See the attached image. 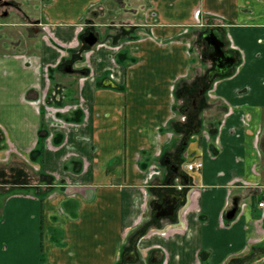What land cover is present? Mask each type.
Returning a JSON list of instances; mask_svg holds the SVG:
<instances>
[{"label":"crops","instance_id":"obj_1","mask_svg":"<svg viewBox=\"0 0 264 264\" xmlns=\"http://www.w3.org/2000/svg\"><path fill=\"white\" fill-rule=\"evenodd\" d=\"M40 7L50 43L0 51V264H264V0ZM210 23L237 64L192 94ZM67 59L78 73L50 82ZM163 190L161 213L184 197L171 217L151 206Z\"/></svg>","mask_w":264,"mask_h":264},{"label":"water","instance_id":"obj_2","mask_svg":"<svg viewBox=\"0 0 264 264\" xmlns=\"http://www.w3.org/2000/svg\"><path fill=\"white\" fill-rule=\"evenodd\" d=\"M202 39L209 48V52L205 58L214 65V69L210 70V72L207 75V79H206L207 82H212V80L216 76L218 77L228 76L230 74L231 69L237 64V59L235 57L234 52L225 50L226 44L224 41V35L222 29L213 26L210 23V26L203 34ZM83 41L89 47H91L98 42V39L97 36L93 33V31H90L89 34L83 38ZM66 72L71 73L70 66L69 68L66 69ZM204 90L205 88H202L199 94H202ZM173 170L179 178L184 179V185H187L188 176L182 173H178V166H175ZM169 195L171 196V200L168 203H167L168 200H166L165 202L167 203L166 212L160 213L159 215H156V217L173 216L179 204H181L184 200V197L181 195V193L178 196L176 195L172 196L171 193H169ZM237 203L238 201L234 200L233 208L226 214L227 219H232L234 217L237 211ZM130 255L134 259L135 255L134 254H130ZM128 261H132V260H128Z\"/></svg>","mask_w":264,"mask_h":264},{"label":"flooded vegetation","instance_id":"obj_3","mask_svg":"<svg viewBox=\"0 0 264 264\" xmlns=\"http://www.w3.org/2000/svg\"><path fill=\"white\" fill-rule=\"evenodd\" d=\"M26 1H27V3L30 2V1L31 2H36L38 5H39V2H41L40 0H26ZM40 9H41V7H40ZM12 11H14V14H12V15H15V13L18 14L19 17L22 19V22L21 23L20 22L7 23V24L5 23L4 24L5 27H7V26H13V27L14 26H22L25 34L28 35V37L31 36L32 38H35V39H37L39 37V34L41 33V31H43L44 34L46 35V37H43L42 33H41L40 38H43L44 40H47L50 43L51 35H50L49 31H48L49 24L44 23L39 18H36L30 12L28 13L23 8L22 3L20 1H17V0H0V17H1V19H8V18L13 19V16L12 15L10 16V14H11L10 12H12ZM88 34L89 33L86 32L82 37L84 38ZM47 35H49V36H47ZM7 39H8V41H7L6 45H8V46L15 45V43L13 44V43L10 42L13 39L12 40L9 39L8 36H7ZM17 40L19 41V42L17 41L19 43L17 45L23 44V42H22L23 38L22 37L18 38ZM34 45L29 47V49L34 48L33 47ZM225 50H226V46H225ZM226 51H228V50H226ZM208 52H209V49L207 48L206 51H205V54H204L205 56L204 57H206ZM69 66H70V69H71V74L72 73L73 74H77L78 73L79 70L74 68L73 59H67L66 61H63L62 63H60V66L58 67V69H56V71L49 70V74L48 75L51 77V76H53V74L55 72H60L61 74L65 73L66 69L69 68ZM213 69H214V65L212 64L210 66L209 70H213ZM209 72H207L206 75H208ZM206 79H207V77L205 78V82H203L204 85L208 83ZM202 88H205V86L201 85L199 88H197L196 92H193L192 94H197L198 95ZM164 198H165V190L160 191L159 194L157 195L156 199L151 203V206H153L152 208H153L154 214L155 213H161L163 211L160 208V205L162 203V200H164ZM156 255L151 256L149 258V261L154 262V260L157 259ZM122 260H123V262L124 261H128V260H133V257L129 254V255H126L125 257H123Z\"/></svg>","mask_w":264,"mask_h":264},{"label":"rangeland","instance_id":"obj_4","mask_svg":"<svg viewBox=\"0 0 264 264\" xmlns=\"http://www.w3.org/2000/svg\"><path fill=\"white\" fill-rule=\"evenodd\" d=\"M17 1H20L22 3L23 8L28 13L30 12L33 15L39 16L40 5H41L42 1H46V0H40L41 2H39V5L36 2H31V1L27 3L26 0H17ZM115 8L116 7H114V6L113 7H106V9H107L106 11L109 12V15H107V16L111 17L112 13L114 11H117V9L114 10ZM121 12L122 11H119L117 13H121ZM10 13H11L10 14V16H11L12 14H14V11H12ZM12 16H13V19H10V18L1 19V17H0V51H4L3 46H5L7 44V41H8L7 36H8L9 39H11V40L13 39L10 42L13 44L15 43V45H10V46L7 45V48H9L8 50L18 49V51L23 50V52L28 53V52H30L29 47L34 45L36 43V41L40 40L41 33H42L43 37H46V35L44 34L43 31H41V33L39 34V37L37 39H35V38H32L31 36L28 37V35L25 34L22 26H14V27L13 26H7V27H5L4 26L5 23L7 24V23H17V22L21 23L22 22V19L19 17L18 14L15 13V15H12ZM116 29L120 31L119 28H116ZM47 36H49V35H47ZM21 37L23 38V40H22L23 44L17 45V44H19L18 43L19 41L17 39L21 38ZM127 38H126V40H127ZM120 39H124V38H120ZM120 39L118 41H120ZM192 48L193 49L195 48L193 51H191L192 56L196 57L197 59L202 58L204 60L203 62L205 64H208V66H209V63L207 62L206 58L204 57V54H205V52L203 51L204 49L199 48V50H198L196 47H192ZM49 81L50 82L52 81V77H50ZM151 256H154V254H135L134 259L132 261H127V264H134V263L135 264H156V263L161 264L160 263L161 257H162L161 254L156 255L157 259H155L154 262L149 261V258ZM135 261H137V262H135ZM14 263L17 264V260L10 262V264H14ZM20 264H21V262H20ZM24 264H28V262L24 261ZM119 264H120V262H119Z\"/></svg>","mask_w":264,"mask_h":264},{"label":"built area","instance_id":"obj_5","mask_svg":"<svg viewBox=\"0 0 264 264\" xmlns=\"http://www.w3.org/2000/svg\"><path fill=\"white\" fill-rule=\"evenodd\" d=\"M202 167V163L201 162H197V163H192V164H188L187 165V170H189V171H197V170H199L200 168ZM258 207L259 208H263L264 207V202H260L259 204H258ZM262 218H264V214L262 213V216H261Z\"/></svg>","mask_w":264,"mask_h":264},{"label":"trees","instance_id":"obj_6","mask_svg":"<svg viewBox=\"0 0 264 264\" xmlns=\"http://www.w3.org/2000/svg\"><path fill=\"white\" fill-rule=\"evenodd\" d=\"M84 47H85V48H84ZM84 47H82L81 49H83V50H84V49H85V50L88 49L87 46H84ZM83 50H82V51H83ZM203 82H205V79H203L201 85H202V86H205V89H206L208 83L204 85ZM40 138H41V140L39 141V145L37 146V150H35V152H42V141L45 139V136H44V135H41ZM144 231H145V230L142 229V230L139 231V233L141 234V233H143Z\"/></svg>","mask_w":264,"mask_h":264}]
</instances>
